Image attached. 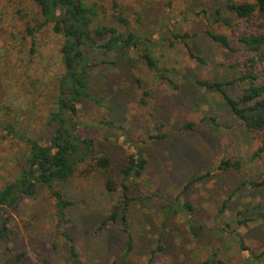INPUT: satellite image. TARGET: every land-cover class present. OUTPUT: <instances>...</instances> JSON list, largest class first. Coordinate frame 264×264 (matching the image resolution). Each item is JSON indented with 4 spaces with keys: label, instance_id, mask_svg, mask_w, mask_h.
<instances>
[{
    "label": "rangeland",
    "instance_id": "rangeland-1",
    "mask_svg": "<svg viewBox=\"0 0 264 264\" xmlns=\"http://www.w3.org/2000/svg\"><path fill=\"white\" fill-rule=\"evenodd\" d=\"M83 1L95 5L94 24L133 32L140 50H85L89 96L74 100L76 112L70 118L66 113L65 120L71 133L91 139L92 152L70 177L54 182L72 205L57 228L55 200L44 185L36 183L33 196L19 192L17 206L2 215L8 234L0 241V264H68L62 231L73 238L80 264H120L126 237L119 221L99 225L118 205L122 167L137 149L146 163L139 176L125 181L133 198L128 208L132 248L123 259L127 264H202L211 256L213 264H264V187L240 186L242 180L258 177L264 152L253 157L259 140L237 124L218 95L194 83L195 78H232V64L241 56L209 39L204 29L233 39V29L238 32L246 23L223 11L232 30L211 24L214 9L224 0ZM41 20L32 0H0V189L17 182L26 169L27 145L6 126L45 144L56 127L49 122L50 112L65 95L59 89L62 33L48 23L31 44L26 32ZM174 33L186 34L192 52L204 62L190 56ZM143 46L157 71L144 62ZM187 122L192 129L181 128ZM103 155L110 160L105 169L92 159ZM223 157L239 160L241 167L218 168ZM206 172L208 176L185 187L192 175ZM109 178L114 190L105 186ZM21 188L18 183L17 190ZM185 202L192 209L170 213L171 206ZM158 240L163 248L153 253Z\"/></svg>",
    "mask_w": 264,
    "mask_h": 264
},
{
    "label": "trees",
    "instance_id": "trees-1",
    "mask_svg": "<svg viewBox=\"0 0 264 264\" xmlns=\"http://www.w3.org/2000/svg\"><path fill=\"white\" fill-rule=\"evenodd\" d=\"M32 1L39 7L42 20L37 22L34 27H27L26 32L31 38V44L34 43V34L48 23H53L55 32L62 33L63 41L60 45V52L64 70L59 78V89L62 94H65V91L68 93L66 97L62 95L58 98L57 107L50 112L49 122L56 127L54 134L46 138L45 144H41L36 139L24 138L23 135L17 134L6 126L9 133L20 137L27 145L25 152L26 169L20 173L17 182H9L0 189V216L2 218L7 207L14 208L17 206L19 192L26 193L27 196H33L35 194L34 186L39 183L48 189L55 200L54 215L58 220L56 227L60 228L62 221L65 220L66 210L72 205V201L66 198L61 190L54 187V182L66 180L70 177L75 166L84 161L92 152L91 139L71 133V126L65 120L66 113L72 111L73 114L76 112L73 101L78 100L80 96H89L87 92V67H89V62L84 54L85 50H100L103 54L114 50H140V43L138 37L127 29L119 31L113 25L94 24L93 18L97 14L95 5H90L83 0ZM61 5L63 6V14L59 15L56 11L60 10ZM223 11L244 21L246 23L245 28L239 29L238 32L233 29V39L212 28L206 27L204 32L209 39L217 42L221 47L231 52L241 53L237 62L232 64V67H236V73L227 80L195 78L194 83L218 95L232 117L237 121V124L251 137L259 140L258 148L252 154L253 157H259L264 152V0H224L219 7H216L213 13L214 20L211 24L214 26L218 23L220 26L232 30V23ZM201 12L206 13V10L202 9ZM119 21H122L123 24L127 23V20L122 17L119 18ZM173 36L183 41L190 56L204 62L202 57L192 52L190 45L185 40L186 34L178 35L174 33ZM98 37H102V41H98ZM232 41H236L237 44ZM147 47L141 48V56L149 69L157 71L156 61L152 58ZM74 66L75 69L71 71ZM160 76L165 77L161 72ZM229 85H233L230 91L228 90ZM91 99L99 102L98 99L92 97ZM142 101L144 103L143 99ZM210 119L215 120L214 117ZM107 124L111 125L112 122L110 121ZM181 128L192 129L193 123H184ZM51 145H55L53 151H49ZM92 159L97 167L103 169L107 168L110 163L106 155ZM145 163L146 160L140 149L133 150L128 155L121 170L123 179L121 182V198L115 209L101 220L99 225V228H102L103 225L109 222L119 221L121 231L126 237L125 250L119 257L120 264H127L123 259L132 248L128 208L133 198L129 195V185L125 181L131 176H139L145 167ZM240 167V161L230 157H223L218 163V168L224 170H237ZM208 175V172L199 176L192 175L185 187ZM29 178L31 179L30 182ZM18 183L23 185L20 190H17ZM246 185L253 188L264 187V163L262 171L256 179L242 180L240 186ZM105 186L108 190H114L115 183L113 179H107ZM224 206L222 205V208ZM180 208L192 209L189 202L178 203L175 208L171 206L170 213L176 214ZM244 220L247 221L249 218ZM239 223H242V220ZM192 231L196 236L199 235L196 229H192ZM7 234V228L3 222L0 226V241H3ZM61 235L66 241L67 263L80 264L79 254L73 238L63 231ZM162 248V244L158 240L153 253L160 252ZM20 256L21 254L17 255V257ZM202 264H213L212 256L203 260Z\"/></svg>",
    "mask_w": 264,
    "mask_h": 264
},
{
    "label": "water",
    "instance_id": "water-1",
    "mask_svg": "<svg viewBox=\"0 0 264 264\" xmlns=\"http://www.w3.org/2000/svg\"><path fill=\"white\" fill-rule=\"evenodd\" d=\"M63 14V6L61 5L60 6V15H62ZM76 66V65H75ZM75 66L72 68V70L71 71H73L74 69H75ZM71 114H72V111H70V115H69V118L71 117ZM9 207H7L6 209H8Z\"/></svg>",
    "mask_w": 264,
    "mask_h": 264
},
{
    "label": "flooded vegetation",
    "instance_id": "flooded-vegetation-1",
    "mask_svg": "<svg viewBox=\"0 0 264 264\" xmlns=\"http://www.w3.org/2000/svg\"><path fill=\"white\" fill-rule=\"evenodd\" d=\"M68 92L67 91H65V95H64V97H66V94H67ZM67 122V121H66ZM2 224H3V219L1 218V216H0V226H2Z\"/></svg>",
    "mask_w": 264,
    "mask_h": 264
}]
</instances>
